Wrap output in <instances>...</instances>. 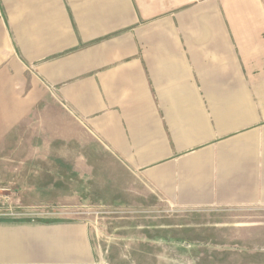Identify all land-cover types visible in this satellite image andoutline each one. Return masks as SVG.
I'll return each mask as SVG.
<instances>
[{
    "label": "crops",
    "instance_id": "1",
    "mask_svg": "<svg viewBox=\"0 0 264 264\" xmlns=\"http://www.w3.org/2000/svg\"><path fill=\"white\" fill-rule=\"evenodd\" d=\"M53 204L264 209V0H0V264H105Z\"/></svg>",
    "mask_w": 264,
    "mask_h": 264
},
{
    "label": "rangeland",
    "instance_id": "2",
    "mask_svg": "<svg viewBox=\"0 0 264 264\" xmlns=\"http://www.w3.org/2000/svg\"><path fill=\"white\" fill-rule=\"evenodd\" d=\"M51 209L73 210L89 222L105 264H264V209L196 213L103 204Z\"/></svg>",
    "mask_w": 264,
    "mask_h": 264
}]
</instances>
